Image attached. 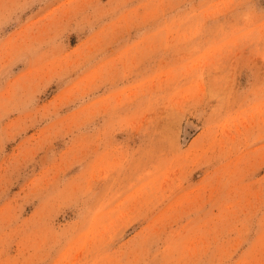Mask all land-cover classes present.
<instances>
[{"label":"rangeland","instance_id":"rangeland-1","mask_svg":"<svg viewBox=\"0 0 264 264\" xmlns=\"http://www.w3.org/2000/svg\"><path fill=\"white\" fill-rule=\"evenodd\" d=\"M0 264H264V0H0Z\"/></svg>","mask_w":264,"mask_h":264}]
</instances>
